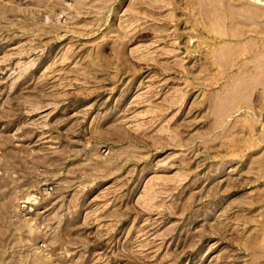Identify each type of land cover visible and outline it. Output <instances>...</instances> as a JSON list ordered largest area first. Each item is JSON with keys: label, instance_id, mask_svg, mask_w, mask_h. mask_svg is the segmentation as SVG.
Wrapping results in <instances>:
<instances>
[{"label": "rangeland", "instance_id": "obj_1", "mask_svg": "<svg viewBox=\"0 0 264 264\" xmlns=\"http://www.w3.org/2000/svg\"><path fill=\"white\" fill-rule=\"evenodd\" d=\"M0 264H264V0H0Z\"/></svg>", "mask_w": 264, "mask_h": 264}]
</instances>
